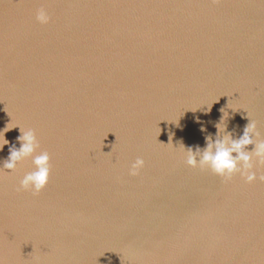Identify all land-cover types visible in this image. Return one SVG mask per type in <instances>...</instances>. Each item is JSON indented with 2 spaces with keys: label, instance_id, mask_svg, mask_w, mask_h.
Returning a JSON list of instances; mask_svg holds the SVG:
<instances>
[{
  "label": "water",
  "instance_id": "1",
  "mask_svg": "<svg viewBox=\"0 0 264 264\" xmlns=\"http://www.w3.org/2000/svg\"><path fill=\"white\" fill-rule=\"evenodd\" d=\"M221 108L264 138V0H0V129L51 157L39 192L31 157L0 173V264H264V164L222 177L179 146Z\"/></svg>",
  "mask_w": 264,
  "mask_h": 264
},
{
  "label": "clouds",
  "instance_id": "2",
  "mask_svg": "<svg viewBox=\"0 0 264 264\" xmlns=\"http://www.w3.org/2000/svg\"><path fill=\"white\" fill-rule=\"evenodd\" d=\"M36 20L41 24H47L50 20L48 10L44 7L37 9ZM220 111L223 115L216 124L217 136L215 139L211 135L206 136V144L203 147L193 148L192 146L185 147L183 143L179 144L185 162L193 167L209 168L222 177L230 178L238 172L247 182H253L257 179L255 166L264 164V138H261L256 121L250 119L244 126L242 134L234 138L231 132L226 130L227 126L224 123L228 113L224 108H221ZM17 125L20 130V135L17 137L20 147H10L8 157L0 163V173H3L4 170L14 171L18 162L31 157L34 167L23 174L19 179V185L21 188L39 192L48 182L51 172V157L46 149L37 152L40 142L36 130L19 123H7L4 129H0V148L9 143L4 137V132ZM203 128L204 126L201 125V130ZM249 144L254 146L251 150L246 149ZM144 163V159L137 156L128 168L129 174L136 175L144 167ZM260 179L264 180V176H261Z\"/></svg>",
  "mask_w": 264,
  "mask_h": 264
}]
</instances>
